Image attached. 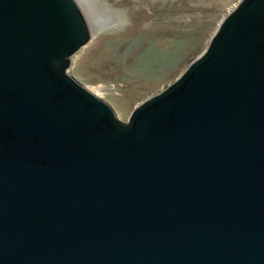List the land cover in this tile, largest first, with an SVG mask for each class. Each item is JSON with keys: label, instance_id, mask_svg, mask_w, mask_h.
<instances>
[{"label": "water", "instance_id": "95a60500", "mask_svg": "<svg viewBox=\"0 0 264 264\" xmlns=\"http://www.w3.org/2000/svg\"><path fill=\"white\" fill-rule=\"evenodd\" d=\"M75 0H0V264H264V0L121 122L68 71Z\"/></svg>", "mask_w": 264, "mask_h": 264}, {"label": "rangeland", "instance_id": "374dc122", "mask_svg": "<svg viewBox=\"0 0 264 264\" xmlns=\"http://www.w3.org/2000/svg\"><path fill=\"white\" fill-rule=\"evenodd\" d=\"M90 40L69 73L126 123L201 56L241 0H75Z\"/></svg>", "mask_w": 264, "mask_h": 264}, {"label": "bare ground", "instance_id": "6f19581e", "mask_svg": "<svg viewBox=\"0 0 264 264\" xmlns=\"http://www.w3.org/2000/svg\"><path fill=\"white\" fill-rule=\"evenodd\" d=\"M89 26V25H88ZM90 29V28H89ZM90 91V90H89ZM94 95H97L96 93L92 92Z\"/></svg>", "mask_w": 264, "mask_h": 264}]
</instances>
